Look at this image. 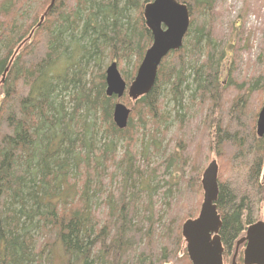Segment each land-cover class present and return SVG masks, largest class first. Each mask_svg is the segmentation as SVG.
Returning a JSON list of instances; mask_svg holds the SVG:
<instances>
[{"label":"trees","instance_id":"16d2710c","mask_svg":"<svg viewBox=\"0 0 264 264\" xmlns=\"http://www.w3.org/2000/svg\"><path fill=\"white\" fill-rule=\"evenodd\" d=\"M153 1L0 0V264H54L57 250L66 264H190L182 227L200 213L212 157L224 264L260 218L264 44L252 75L236 81L233 55L214 35L219 0H177L191 16L182 49L162 62L147 96L123 98L128 127L114 122L117 99L99 67L105 58L120 73L131 67L123 78L133 81L153 43L143 18ZM173 119L178 131L164 147ZM150 149L170 152L150 169ZM104 178L120 183L99 204Z\"/></svg>","mask_w":264,"mask_h":264},{"label":"water","instance_id":"95a60500","mask_svg":"<svg viewBox=\"0 0 264 264\" xmlns=\"http://www.w3.org/2000/svg\"><path fill=\"white\" fill-rule=\"evenodd\" d=\"M57 0H52L51 7ZM189 9L177 0H155L146 6L143 15L146 27L151 32L153 44L147 50L143 63L137 71L134 82L127 86L118 70L117 64L110 65L105 72L108 83L107 96L121 100L128 96L137 101L147 96L157 80L160 64L171 53L180 50L184 38L190 29ZM45 16L41 18L40 25ZM131 111L118 103L114 108V122L118 129L128 127ZM256 132L259 138H264V105L261 109ZM219 166L212 162L205 170L201 181L204 199L201 212L197 219L187 221L182 227V236L192 264H224L223 244L220 238L222 221L215 203L219 194ZM244 264H264V223L252 225L246 231L245 237L239 241L238 247L244 243ZM237 253L232 264H236Z\"/></svg>","mask_w":264,"mask_h":264},{"label":"rangeland","instance_id":"374dc122","mask_svg":"<svg viewBox=\"0 0 264 264\" xmlns=\"http://www.w3.org/2000/svg\"><path fill=\"white\" fill-rule=\"evenodd\" d=\"M48 2L51 4L52 0H48ZM215 14L218 17H220L219 24L215 28V32H214L215 38L219 44L218 46L220 47V49H225V51L227 52L228 58L231 56V54L233 55V58H234L233 65L236 67V72H235V77L237 78L236 81L238 82L242 81L241 80L242 78L249 77L252 75L253 68L248 69V66L251 64V62L252 63L256 62L258 55H260L263 52L264 0H219V3L216 6ZM239 17L243 18V24L240 27H239L240 24L237 22V19ZM236 26L238 28H236ZM237 33H239L238 36H236ZM236 42L238 46L240 47V50L238 51V53L236 52L237 51V49H235L236 47H233L232 49H230V46L232 45V43L235 46ZM110 63L111 61L108 60V58H105L104 60L101 61L99 68L102 71L106 72V69L107 67H109ZM231 65L232 64H230V59H228V62L226 63L225 68H224V75H223L224 80L227 79L226 72L228 69H230ZM97 70L98 69H96V71ZM125 70L126 72L121 69L122 71L121 73L123 76H127L131 72V67L130 68L125 67ZM124 98H128V97H124ZM263 99H264V93L262 95V101H261L262 107L264 103ZM120 101L124 103L123 100H120ZM187 104L188 103H186V105ZM189 109H192V107ZM169 111L170 112L168 113H171L169 117L171 115L172 117L170 118L175 117V114L173 113L172 109ZM165 112L167 111L165 110ZM191 114L196 115L195 109L191 112ZM174 119L171 122V124H168L169 126H168L167 138L163 142L164 147L171 144V141H172L171 139H173L174 134L178 131V127ZM163 128L161 129V131L165 130ZM135 150L137 153H140L142 151V144H140L139 141L135 145ZM169 152L170 151H168L166 157H168ZM122 154L123 153L121 152L117 155V160L121 159ZM166 157L162 153H156L152 149H150L148 152V160L150 164V169L155 168L156 166H158V164H160L161 162H164ZM214 160H216L215 157H212L210 159V161L204 168L203 172L209 166V164ZM113 170H114L113 166L109 167L106 171V174H111ZM106 174L102 173L101 176H105ZM167 178L168 176H166V179ZM157 181L158 179L156 180V182ZM119 183H120V180L116 181L115 184H113L112 186L110 185L108 178H104V185L102 186L99 192V204H102L104 200L108 199L111 192L114 190L115 187H118ZM139 197H141V192H139ZM203 197H204V192H203ZM157 199L158 197H155V200ZM160 199H158L159 205H161V203L163 202ZM160 209L162 212L166 210L164 206L163 208L161 207ZM263 210L264 209H262V211L260 212V218L257 220V222L263 221V216H262ZM102 211L104 212V210ZM245 247L246 245L245 246L243 245L240 247L239 257L242 255H243L242 257H244ZM235 248H236V245H235ZM184 250H186V246ZM235 251L236 249H234V252ZM234 254L235 253H233V256ZM233 256H232L231 262L233 260ZM54 257H55L54 264H66L65 262L62 261L61 255L58 250L54 253ZM179 257H180V260H185L184 254L182 252H180ZM188 261L191 262L190 259H188ZM231 262L229 264H231Z\"/></svg>","mask_w":264,"mask_h":264},{"label":"bare ground","instance_id":"6f19581e","mask_svg":"<svg viewBox=\"0 0 264 264\" xmlns=\"http://www.w3.org/2000/svg\"><path fill=\"white\" fill-rule=\"evenodd\" d=\"M152 1H153V0H152ZM56 2H57V1H56ZM56 2H55V3H56ZM154 2H155V0H154L153 2H150L149 4H153ZM149 4H147L146 6H148ZM181 4H182V3H181ZM144 8H146V7H144ZM144 10H145V9H144ZM144 10H143V11H144ZM189 16H190V12H189ZM143 18H144V17H143ZM144 19H145V18H144ZM145 22H146V21H145ZM190 26H191V16H190ZM189 30H190V29H189ZM185 39H186V36H185V38H184V41H185ZM152 44H153V43H152ZM152 44H151V45H152ZM183 45H184V44H183ZM149 49H150V48H149ZM149 49H148V50H149ZM181 49H182V48H181ZM181 49H180V50H181ZM178 51H179V50H178ZM176 52H177V51H176ZM144 56H145V55H144ZM163 61H164V60H163ZM111 63H112V62H111ZM142 63H143V61L141 62V64H142ZM112 64H117V63H112ZM112 64H110V65H112ZM161 64H162V63H161ZM161 64H160V66H161ZM110 65H109V66H110ZM140 66H141V65H140ZM160 66H159V67H160ZM117 67H118V65H117ZM107 68H108V67H107ZM139 68H140V67H139ZM118 70H119V68H118ZM158 70H159V68H158ZM119 72H120V71H119ZM136 73H137V71H136ZM120 74H121V73H120ZM157 75H158V71H157ZM230 75H231V74H230ZM121 76H122V74H121ZM136 76H137V74H136ZM123 77H124V76H122V79L125 81V83L127 84V86H130V85L134 82V80H135V77H134V78H133V81H132L130 84H128V83H127L128 81H126V80L124 79L125 77H124V78H123ZM157 77H158V76H157ZM105 79H106V78H105ZM155 84H156V83H155ZM106 85H107L106 88L108 89V83H107V82H106ZM154 86H155V85H154ZM153 88H154V87H153ZM107 89H106V95H107ZM152 90H153V89H152ZM107 97H108V96H107ZM126 97H128V96H126ZM144 97H145V96H144ZM108 98H109V97H108ZM112 98H113V97H112ZM115 98H116V97H115ZM116 99H117V98H116ZM127 99H129V98H127ZM121 100H124V99H121ZM129 100L135 102V100H132V99H129ZM138 100H139V99H138ZM138 100H137V101H138ZM118 101H119V100H116V102H115V106H116L118 103L121 102V101H120V102H118ZM263 101H264V99H263ZM125 103H126V102H125ZM121 104H123V105H125V106L127 107L126 104H124V103H122V102H121ZM263 105H264V103H263ZM114 108H115V107H114ZM127 108H128V107H127ZM262 108H263V107H262ZM128 109H129V108H128ZM129 110L131 111V109H129ZM260 111H261V110H260ZM131 113H132V111H131ZM132 114H133V113H132ZM133 115H134V114H133ZM131 116H132V115H131ZM113 118H114V113H113ZM104 125H105V124H104ZM153 139H154V138H153ZM261 139H262V138H261ZM146 140H147V139H146ZM149 140H150V139H149ZM171 140H172V139H171ZM174 141H175V140H174ZM214 161L217 162L216 160H214ZM214 161H212V162H214ZM212 162H211V163H212ZM211 163H210V164H211ZM210 164H209V165H210ZM217 164H218V163H217ZM207 168H208V167H207ZM207 168H206V169H207ZM204 172H205V171H204ZM198 174H199V173H198ZM196 175H197V174H196ZM203 175H204V173H203ZM201 176H202V175H201ZM196 177H197V176H196ZM202 179H203V177H202ZM174 186H175V185H174ZM186 187H187V185H186ZM197 187H198V186H197ZM194 188H195V187H194ZM196 189H197V188H196ZM181 190H182V189H181ZM179 191H180V190H179ZM175 192H176V191H175ZM186 193H187V192H186ZM203 198H204V197H203ZM218 199H219V194H218ZM218 199H217V202H218ZM217 202L215 203L216 207H217ZM217 209H218V208H217ZM217 211H218V210H217ZM199 212H201V210H200ZM199 215H200V213H199ZM199 215H198V217H199ZM198 217H196V219H197ZM190 220H195V219H190ZM188 221H189V220H188ZM258 223H264V222H263V221H260V222H257V223H255V224H258ZM255 224H254V225H255ZM245 235H246V234H245ZM241 237H242V239H243L245 236H244V237L241 236ZM220 238H221V236H220ZM242 239H240L239 241H241ZM221 240H222V239H221ZM239 241L236 242V243H237L236 248H235L236 251L234 252L235 254L237 253L236 264H238V263H237V259H238V256H239V250H240V247L243 246V245H246V244H247V243L245 242L244 244H242V245H240V246L238 247V243H239ZM186 249H187V247H186ZM223 249H224V247H223ZM243 250H244V249H243ZM245 250H246V247H245ZM186 252L188 253V249H187ZM244 252H245V251H244ZM241 253H243V252H241ZM235 254H234V256H235ZM188 256H189V253H188ZM242 256H243V255H242ZM223 257H224V253H223ZM240 257H241V256H240ZM188 258L190 259V256H189ZM241 258H244V257H241ZM233 259H234V257H233ZM190 261H191V259H190ZM243 261H244V260H243ZM230 262H231V261H230ZM232 262H233V260H232ZM191 263H192V262H191ZM231 264H232V263H231Z\"/></svg>","mask_w":264,"mask_h":264},{"label":"flooded vegetation","instance_id":"af4514ba","mask_svg":"<svg viewBox=\"0 0 264 264\" xmlns=\"http://www.w3.org/2000/svg\"><path fill=\"white\" fill-rule=\"evenodd\" d=\"M245 246V245H244Z\"/></svg>","mask_w":264,"mask_h":264}]
</instances>
